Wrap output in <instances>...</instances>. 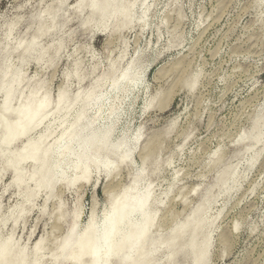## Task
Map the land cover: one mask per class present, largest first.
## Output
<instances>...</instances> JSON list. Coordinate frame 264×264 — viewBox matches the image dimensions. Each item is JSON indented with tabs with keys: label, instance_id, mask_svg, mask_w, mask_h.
Segmentation results:
<instances>
[{
	"label": "rangeland",
	"instance_id": "374dc122",
	"mask_svg": "<svg viewBox=\"0 0 264 264\" xmlns=\"http://www.w3.org/2000/svg\"><path fill=\"white\" fill-rule=\"evenodd\" d=\"M55 1L0 0V45L10 23L16 25L11 39L15 41L28 31L31 15ZM75 1L69 0L68 6ZM147 6L150 10L144 16L145 24L139 7L134 23L117 32L112 25L107 33L96 28L85 34L74 20L65 31L60 59L52 64L51 59L41 65L31 63L25 68L27 77L37 75L44 90L55 98L61 87H69L73 93L81 86L90 87L97 75L108 70L110 60L121 54L125 55L122 65L138 57L142 79L126 95L121 91L123 100L115 139L124 133L135 137L141 129L143 139L133 161L121 169L117 179L108 182L99 173L87 185L79 183L71 189L60 186L47 209L46 195L42 193L16 228L15 238L23 246L32 249L34 241L44 235L45 245L52 249L65 234L69 215L78 201L83 211L82 224L89 219L94 202L100 215L106 203L105 187L109 183L119 189L129 183L130 175L142 165L141 149L150 141V154H158L162 160L173 155L171 164L159 174L147 172L157 196L175 183L161 212L163 231L184 219L223 166L243 160L235 157L238 148L234 140L239 134L250 132L253 119L264 112V0H148ZM74 30L76 33L69 38ZM43 42L49 44L50 40ZM76 60L87 73V79L80 84L73 77ZM68 73L72 74L69 79ZM188 75L196 78L194 92L183 89L180 83ZM155 93L160 94L155 108L146 110L145 105ZM39 133L34 132V138ZM187 134L190 137L180 151L178 147ZM219 157L221 161L216 164ZM10 180L7 174L0 183L6 212L20 200L15 189L4 193ZM195 187H199V196L193 192ZM60 204L64 211L62 221L57 219ZM219 209L222 216L213 235L211 264H264V152L237 192L220 197L211 213ZM11 230L9 224L4 234Z\"/></svg>",
	"mask_w": 264,
	"mask_h": 264
},
{
	"label": "bare ground",
	"instance_id": "6f19581e",
	"mask_svg": "<svg viewBox=\"0 0 264 264\" xmlns=\"http://www.w3.org/2000/svg\"><path fill=\"white\" fill-rule=\"evenodd\" d=\"M68 2L56 0L31 15L28 31L15 41L11 39L16 25L10 23L1 39L0 183L9 174L11 180L4 193L15 189L20 200L6 212L0 198V264H211L213 235L222 208L215 214L211 210L220 197L237 192L262 156L264 112L253 119L250 132L239 134L234 140L238 148L235 157H243L244 163L242 160L223 166L206 194L167 231L160 228L161 212L175 183L157 196L147 172L159 174L171 164L173 155L162 160L158 154H150V141L141 149L142 165L130 175L129 183L119 189L109 183L105 187L106 203L100 215L94 202L89 219L82 224L83 211L78 201L69 215L65 234L52 249L45 245L43 234L34 241L32 249L15 238L18 224L33 210L42 193L46 195V208L60 186L71 189L79 183L87 185L99 173L110 182L133 161L143 139L142 129L135 137L131 135L133 138L122 132L124 135L115 139L123 100L121 91L125 94L142 79L138 57L122 65L125 55L121 54L110 60L106 72L94 76L90 87L81 86L75 93L69 87H61L55 98L44 90L37 75L27 77L25 68L31 63L41 65L51 59L52 64L62 57L65 31L74 20L85 34L96 28L107 33L112 25L117 32L134 23L135 12L140 8L145 24L144 16L150 10L148 0H76L70 7ZM75 33L74 30L69 38ZM45 40L50 43L44 44ZM74 64L73 77L80 84L87 79V73L83 72L82 63L76 60ZM70 76L68 73L66 78ZM180 83L183 89L194 92L196 78L188 75ZM159 98L160 94L155 93L145 105L146 110L154 109ZM36 131L40 133L34 138ZM189 137L190 134L184 137L180 151ZM220 161L219 157L216 164ZM242 164L244 172L240 170ZM198 189L193 188V192L199 196ZM57 210V219L62 221L63 206L60 204ZM9 224L12 230L5 235ZM224 239L222 235L223 242Z\"/></svg>",
	"mask_w": 264,
	"mask_h": 264
}]
</instances>
